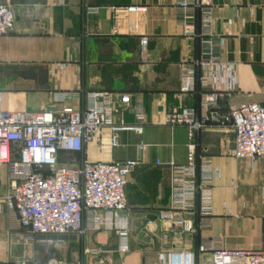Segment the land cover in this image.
I'll return each mask as SVG.
<instances>
[{
	"label": "crops",
	"instance_id": "1",
	"mask_svg": "<svg viewBox=\"0 0 264 264\" xmlns=\"http://www.w3.org/2000/svg\"><path fill=\"white\" fill-rule=\"evenodd\" d=\"M14 12V27L0 36V91L3 108L37 112L69 106L82 110L91 92L111 93L119 111L116 126L134 125L142 113L141 132L109 127L81 151H60L59 161L78 166L85 160L137 165L125 185L127 208L119 216L129 226L127 250L117 251L115 230L87 231L80 236H37L24 241L26 230L9 210L10 167L0 165V264H167L169 253H193L195 264H210V251L200 247L264 249V156L238 159L231 155L235 135L214 114L194 131L195 170L209 177L210 212L185 214L186 228L159 219L172 208L171 169L186 163L189 129L170 126L165 116L183 109L201 120L199 79L218 80V111L225 115L241 103H264V0H210V31L202 26L203 9L184 10L180 0H6ZM128 6H143L131 13ZM94 9L93 12H90ZM147 37L141 49L140 38ZM213 48L219 58L203 70L196 64ZM192 65L193 90L181 91L184 66ZM232 68V83L229 81ZM215 75V76H214ZM216 110V111H217ZM214 111V110H213ZM116 135V144L111 137ZM204 161L208 166H203ZM204 169V170H203ZM178 213V211H176ZM144 232L143 238L138 229ZM92 247L113 250L90 256Z\"/></svg>",
	"mask_w": 264,
	"mask_h": 264
},
{
	"label": "built area",
	"instance_id": "2",
	"mask_svg": "<svg viewBox=\"0 0 264 264\" xmlns=\"http://www.w3.org/2000/svg\"><path fill=\"white\" fill-rule=\"evenodd\" d=\"M209 2L180 0L184 10L189 7L203 9L204 31H210L211 27ZM126 10L143 13L146 8L128 6ZM14 22L12 8L6 0H0V36L11 31ZM139 42L141 49H144L148 38L141 37ZM196 64L208 70L213 66L219 67L220 63L217 53L211 47ZM228 70L229 82L232 83L233 71L231 67ZM194 75L192 65L183 67L181 91L194 89ZM199 83L202 88H211L202 94L200 102L207 115L198 120L194 111L183 109L179 113L165 116V123L170 126H188L190 142L185 164L177 165L172 160L165 164L174 176L171 182L172 208L160 210L158 217L169 222L173 228L188 232H194V228H186L183 215L194 211L197 194L200 198V213L207 215L210 212L209 177L203 173L197 179L195 145L192 142L194 131L203 127L209 115L214 114L220 123L232 127L235 135L232 156L238 159L264 156V103L233 105L223 115L217 110L221 95L218 80L209 75L201 77ZM89 100V105L82 110L69 106L58 109L47 107L37 112L7 110L3 108V93L0 91V165L8 164L10 167V189L5 203L16 214L19 226L26 230V243L32 242L37 236H80L87 231L115 230L119 240L117 251L127 250L129 226L119 214L127 208L125 185L137 162L85 160L78 166H68L60 163L59 153L81 151L83 143L92 141L104 127L114 132H141L145 116L137 114V123L134 125L116 126L113 118L119 109L111 93L91 92ZM111 144H116V135L111 137ZM203 166H208V163L204 161ZM112 251L92 247L84 252L97 257ZM206 251H210V264H264V249L200 247L201 254ZM165 260L167 264H195L193 253L173 252L167 254ZM17 264H23V261ZM56 264L67 263L59 261ZM98 264L113 263L100 258Z\"/></svg>",
	"mask_w": 264,
	"mask_h": 264
},
{
	"label": "water",
	"instance_id": "3",
	"mask_svg": "<svg viewBox=\"0 0 264 264\" xmlns=\"http://www.w3.org/2000/svg\"><path fill=\"white\" fill-rule=\"evenodd\" d=\"M138 233L141 235V237L143 238V236H144V232H141L140 231V227H139V229H138Z\"/></svg>",
	"mask_w": 264,
	"mask_h": 264
},
{
	"label": "rangeland",
	"instance_id": "4",
	"mask_svg": "<svg viewBox=\"0 0 264 264\" xmlns=\"http://www.w3.org/2000/svg\"><path fill=\"white\" fill-rule=\"evenodd\" d=\"M126 264H133V260L131 259V260H128L127 262H126Z\"/></svg>",
	"mask_w": 264,
	"mask_h": 264
}]
</instances>
